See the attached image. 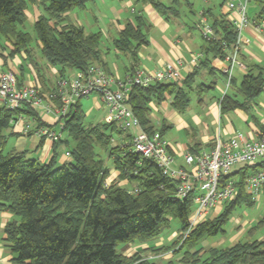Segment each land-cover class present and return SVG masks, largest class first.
I'll list each match as a JSON object with an SVG mask.
<instances>
[{"label": "trees", "instance_id": "trees-1", "mask_svg": "<svg viewBox=\"0 0 264 264\" xmlns=\"http://www.w3.org/2000/svg\"><path fill=\"white\" fill-rule=\"evenodd\" d=\"M95 1L0 0V46L7 42L13 47L10 55L23 53L27 64L41 77L42 67L39 68L31 46L33 37L24 29L28 21L26 12L34 5L42 10L33 22L40 55L50 66L60 68L61 77H65L66 69L83 71L92 64L106 69L102 34L86 32L68 15ZM142 2L161 15L173 10L161 0ZM263 17L264 4L254 22H260ZM211 27L214 38L206 42V53L212 58L224 59L226 51L236 41V31L223 15L214 19ZM150 29L143 14L134 15L117 33L114 49L135 58L137 49L147 44ZM196 76V71L189 74L182 85L154 83L132 88L128 105L146 132L158 131L163 135L151 125L152 100L159 103L171 96L172 107L183 112L189 106L192 92L200 97L214 89V83L196 84ZM17 80L22 85L18 77ZM232 82L233 78L230 85ZM263 86V68L258 65L249 68L238 88L244 100L240 102L236 96L225 94L220 100L221 112L246 108L262 92ZM22 114L33 117L38 126L44 124L28 106L13 111L0 107V212L14 217L4 225L2 241L12 255L11 264H158L143 257V250L127 256L122 250L118 251L117 246L155 240L172 220L179 224L177 238L166 246H149L147 250L151 253L175 252L180 256L178 264H264V238H252L255 226L248 230L249 238L230 246L195 249L201 239L223 234L237 207L257 203L245 192V178L258 172L261 164L239 166L221 177L222 186L234 181L235 199L225 202L216 216L210 214L204 222L196 224L183 239L194 208L191 197L177 199L175 183L162 175L153 160L134 152L129 139L116 143L112 134L122 136L119 128L106 123L86 124L78 101L75 110L65 118L62 130L65 139L53 142L52 158L45 164L30 158L26 151H4L11 135L5 131L11 129ZM63 145L69 149L71 161L57 165V149ZM191 152L197 150L191 149ZM111 169L117 172V177L107 184ZM134 187L137 193L132 192Z\"/></svg>", "mask_w": 264, "mask_h": 264}, {"label": "crops", "instance_id": "crops-1", "mask_svg": "<svg viewBox=\"0 0 264 264\" xmlns=\"http://www.w3.org/2000/svg\"><path fill=\"white\" fill-rule=\"evenodd\" d=\"M161 1L165 5L173 7V10L161 15L151 5L144 4L142 0H96L87 4L81 10L86 15L90 14L97 24L95 26L91 25L90 28H95L89 32H100L102 34L101 47L104 53L106 72L121 79L135 69L152 72L162 69L167 65H173L178 68L182 78V82L179 85H182L184 79L194 71L197 72L196 84L209 85L214 83V89L211 90L217 91L218 97L215 98V96L210 95L209 92L211 90L200 97L197 96L196 110L193 111L192 116L186 113L187 109L183 112L175 110L171 105V96H167L165 101L159 103L155 100L150 102L151 125L155 130L162 131L168 151L179 164L182 163V156L186 151H191V149L197 151L211 149L216 136H219L223 141H227L239 134L245 139H258L264 133V86L262 92L250 104L246 105V108H236L222 113L220 100L225 94H228L236 96V99L241 102L244 99L238 92V88L248 69H252L253 66L258 65L264 71V27L260 30L252 27V22L257 20V15L262 9L264 0H261L262 2L249 0L247 3L246 12L251 23L242 32L238 57L244 69L238 67L234 69L232 74L233 82L225 93L226 76L223 70L227 65L226 56L230 50L226 51L224 59L212 58L211 54L206 53L207 44L202 40L201 27L203 23L212 25L214 19L220 15L226 16L230 20V12L226 7L228 0H199L197 4L193 3L192 0ZM184 6L188 8L190 13H195L192 27H189L183 19L185 13L182 7ZM31 8L36 10L34 13L35 17H33L34 15L29 10L26 14L27 20L33 23L39 12L37 13L38 7L31 5ZM136 14H143L149 21L151 29L147 35V44L140 46L137 49L136 57L132 58L129 54L117 52L113 47V40L117 37V33L123 29L124 24L132 21ZM68 15L73 23L84 27V21L79 18V13L71 11ZM84 19L87 20L86 17ZM195 30L197 33L194 32ZM197 34L200 36L202 43L197 39ZM107 44L110 46L109 48H106L105 45ZM39 46V42H36L38 51ZM11 51H13V47L7 42L0 46V71H12L16 73L22 85H35L39 88L42 95L46 96L61 77L58 73L60 68L50 66L44 59L40 62L37 58L39 68L40 66L42 67V74L39 73L40 77L36 69L31 64H27V59L23 53L10 55ZM118 61H120L122 67H120ZM178 61L181 62V65H177ZM74 72L73 70L66 69L64 75L69 76ZM193 93L197 95L194 91L190 94V98ZM86 99L91 101L87 115L89 114L90 116L92 113L91 109H95L98 112L102 111L106 115V110L97 97L89 96ZM79 105L84 113L81 100L79 101ZM187 108L189 109V107ZM84 115L86 116V114ZM23 116L25 115L22 114L18 120L23 121ZM39 118L44 124H53V119L47 114L39 115ZM104 118L102 123H104ZM32 119V126L27 124L31 129H34L38 125L33 117ZM20 122L16 126L12 125L11 129L5 131L7 135L11 134L10 139L12 137V145L9 150L14 149L17 152L26 151L28 155H32L39 162L47 164L52 158L53 142L39 139L32 131L28 134H23ZM22 123L24 124V122ZM13 134H18V136H13ZM132 134L133 130L123 133L118 141L130 139ZM62 139H65L64 135ZM57 151V165L71 161V155L69 157L65 156V153L69 152V149L64 145L60 146ZM106 165L109 166L110 162L107 161ZM112 170L108 177L109 180L107 179L109 183L117 177V172ZM119 184L128 186L126 182H120ZM261 196L257 203L260 202ZM220 210L215 209L212 211L213 213H210V216H216ZM13 218L10 213L0 212V257L3 259L1 264H11L12 255L4 247L2 240L5 237L3 232L4 225ZM243 224H239L237 221L235 223L236 231L227 240H219L216 243L217 247H227L249 238L247 232L252 226L249 227L248 223ZM174 235L175 233L170 235L168 240ZM226 243L228 244L223 246ZM159 245L163 246L158 242L157 246ZM148 248V243L133 246L125 245L123 247L125 249L124 254L127 256L136 251L143 250L141 254L143 257L152 259L158 264L173 262L171 257L174 256L171 252H168L171 255L165 254L168 258H171L168 260L166 259L167 257L164 259V254L151 255L152 253L147 250Z\"/></svg>", "mask_w": 264, "mask_h": 264}, {"label": "built area", "instance_id": "built-area-1", "mask_svg": "<svg viewBox=\"0 0 264 264\" xmlns=\"http://www.w3.org/2000/svg\"><path fill=\"white\" fill-rule=\"evenodd\" d=\"M248 1L228 0L226 3L230 22L236 31V41L226 56L227 65L223 70L226 76L224 93L230 87L234 69H244L238 57L242 32L251 23L246 13ZM252 27L256 30L264 27V17L260 22L253 21ZM201 36L205 42L214 38L211 25L202 24ZM177 65H181V62L178 61ZM181 82L178 68L173 65L152 72L135 69L120 79L108 74L101 66L92 64L83 71L78 70L72 75L60 77L54 88L43 96L35 85H19L16 73L0 71V107L13 111L28 106L38 116H51L53 124L39 125L34 129L23 124L19 118L12 125L16 126L21 121L23 134L32 131L39 139L55 142L62 139L65 118L75 110L78 101L89 96L97 97L106 110L104 123L115 125L123 133L133 130L129 139L132 150L153 160L162 175L175 183L177 199L191 197L194 208L188 219V229L183 235L185 238L196 224L206 220L212 210L221 209L225 202L235 199L237 190L234 181H228L222 186L221 177L228 175L236 167L261 164L258 172L245 178V192L252 201L258 202L264 187V133L258 139H245L239 134L227 141L216 136L211 149L186 151L179 164L168 151L167 143L158 131L148 133L142 128L128 105V96L134 86ZM65 156L69 157L70 153L66 152ZM132 192L137 193V187ZM2 260L0 257V264Z\"/></svg>", "mask_w": 264, "mask_h": 264}, {"label": "rangeland", "instance_id": "rangeland-1", "mask_svg": "<svg viewBox=\"0 0 264 264\" xmlns=\"http://www.w3.org/2000/svg\"><path fill=\"white\" fill-rule=\"evenodd\" d=\"M192 2L195 3V4H197L199 2V0H192ZM30 8H31V5L29 6V11H30L31 14L34 15V13L36 12V10H33L32 8L30 9ZM182 9L184 10V13H185V17L183 19L185 20V22L187 23V25L189 27H192L193 22H194V19H195V13H190L189 10H188V8L186 6L182 7ZM73 11H75V13H79V18L82 21H84V29H85L86 32H89V31H93L94 30L95 27L90 28V26L91 25H94L95 26L97 24L93 20V17L90 14L89 15L87 14L88 15L87 16L81 10H73ZM38 12H39V14H42V10L39 7L37 9V13ZM33 17H35V15ZM84 17H86L87 20H85ZM170 17H171V14H170ZM24 29L33 37L31 46L33 47V50H34L37 58L41 62L43 60V58L41 57L40 52L38 51V49L36 47V40L34 38V31H33V23H31V21L28 20L25 23ZM194 32L197 33L196 30ZM196 36H197V39L200 40L201 43H202L203 38L201 40V38H200V36L198 34ZM105 46H106V48H109L110 47L108 44L105 45ZM118 64L120 65V67H122V64L120 63V61H118ZM219 84L222 85V83H220V82H219ZM209 93H210V95L215 96V98L218 97V93L215 90H211ZM196 101H197V95H195L193 93L191 95V101H190L189 106H188L189 109L187 108V111H186V113L189 116H192L193 115V111L196 110V106H195L196 105ZM90 102L91 101H89L86 98H82L81 99V103L83 104L82 107H83V110H84V114H86V116H85L86 117L85 118V123L86 124H89V122H90V124L102 123V120H103V118L105 116V113L104 112L102 113V111L101 112H98L95 109H91L92 110V113L90 114V116H89V114L87 115V113L89 111L88 108L91 106V103ZM23 122L25 124L28 123L30 126H32L33 119H32V117L25 115V116H23ZM112 136H113L114 141H118V139H120V136L117 133H113ZM66 137H67V135H66ZM8 138L10 139V136H8ZM8 140H7V143H6V146H5V150H4L6 152L10 149V147L12 145V137H11V139L9 141ZM116 143H118V142H116ZM28 156L30 158L33 157L32 155H28ZM235 169L236 168H234V170ZM112 173H114V172H112ZM214 210H212V211H214ZM192 213H193V209H192L191 214ZM211 213H213V212H211ZM263 218H264V194L261 196L260 202L259 203H256L255 205H253L251 207H246V206L237 207V209L232 213V217L230 218V220L227 222V224L224 227L225 232L223 234H218V235L213 236V237H205V238L201 239L198 242V244L196 245V248L195 249H197V248H204L205 250H207L208 248L217 247L216 243L219 240H221V239L227 240L231 236V234L236 231L235 230V223L237 221L239 222V224L248 223L249 224V227H251V226L252 227L253 226L257 227L256 228V232H255V235H253L252 238L253 239H257V240H261L264 237V219ZM260 219H263V222L259 225L257 223H258V221ZM234 221H235V223H234ZM174 233H175V235L172 238H170V240H168L169 236L172 235V234H174ZM178 233H179V224H178V221L172 220L169 223V225L163 230V232L160 235V237H158L155 240L149 241L148 244L151 247L155 246V248L160 246V245L157 246L158 245V242H159V244H162L164 246L169 245L174 239L177 238ZM183 239H184V237H183ZM227 244L228 243H226L223 246H226ZM136 245H138V244H136ZM124 246H125V244H123V243L118 244V246H117L118 251L122 250L123 252H125V249H123ZM171 253H168L167 255H169V254L171 255ZM163 254H164V259H165V257H167L165 255L166 253L164 252ZM163 254H159V255H163ZM151 255H154V254L152 253ZM172 255L174 256V257H171L172 258V261L174 262V264H178L177 263V259L180 256L179 255H176L175 252H173ZM171 258L170 257L169 258L167 257L166 259L169 260Z\"/></svg>", "mask_w": 264, "mask_h": 264}]
</instances>
